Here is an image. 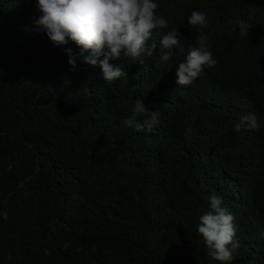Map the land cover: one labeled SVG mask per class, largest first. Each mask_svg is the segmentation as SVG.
<instances>
[{"label":"trees","instance_id":"16d2710c","mask_svg":"<svg viewBox=\"0 0 264 264\" xmlns=\"http://www.w3.org/2000/svg\"><path fill=\"white\" fill-rule=\"evenodd\" d=\"M156 2L168 20L181 11L180 44L166 63L112 61L127 76L109 85L79 55L71 70L74 43L33 31L35 0H0V264H219L197 231L213 193L235 216L230 264H264V165L241 161L264 141V0ZM192 11L218 63L180 86ZM137 99L160 114L151 131L125 124ZM250 111L260 127L245 137L231 123Z\"/></svg>","mask_w":264,"mask_h":264},{"label":"clouds","instance_id":"9594fccd","mask_svg":"<svg viewBox=\"0 0 264 264\" xmlns=\"http://www.w3.org/2000/svg\"><path fill=\"white\" fill-rule=\"evenodd\" d=\"M158 9L156 0H35L34 10L39 15L33 17V31L45 33L56 46L74 43L80 50L78 54L71 48L64 49L71 70L76 71V56L79 55L85 63L98 65L103 80L111 85L127 76L123 66L112 61L128 57L136 61L145 53L155 54L161 63L171 59L168 50L180 44V33L172 23L181 20V11L173 13L170 21L158 14ZM255 16L256 10L250 9L249 20ZM187 23L201 34L195 46L187 45V56L176 68V82L180 86L190 85L206 69H213L218 63L210 50L209 37L203 32L210 23L207 13L192 11ZM231 23L229 19L228 24ZM236 24L242 38L253 27L239 19ZM86 52L88 55H84ZM130 111L131 115L125 120L129 128L151 131L160 122L159 112L149 110L143 99H137ZM259 118L256 111H250L238 116L231 124H235V131L248 134L247 137L260 127ZM191 133V128L185 129V139H190ZM257 139L247 144L245 151H248L241 160L253 169L264 165V141L257 143ZM255 146L259 151L251 149ZM239 164L241 168V162ZM209 200L210 210L199 217L197 231L203 238L208 256L219 264H230L235 258L234 251L239 248L235 238V216L223 206L221 196L213 193ZM260 235L264 238V232Z\"/></svg>","mask_w":264,"mask_h":264}]
</instances>
